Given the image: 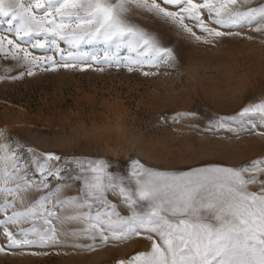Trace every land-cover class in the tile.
Returning a JSON list of instances; mask_svg holds the SVG:
<instances>
[{"label":"snow or ice","instance_id":"1","mask_svg":"<svg viewBox=\"0 0 264 264\" xmlns=\"http://www.w3.org/2000/svg\"><path fill=\"white\" fill-rule=\"evenodd\" d=\"M145 21L170 25L203 43L239 37L244 28L264 37V0H0V57L23 68L0 79L35 71H87L93 65L96 71L172 69L173 49ZM159 74L142 71L146 77ZM194 115L177 113L173 119ZM208 124L237 135L244 131L264 136L259 131L264 129V100ZM8 140L0 129V235L6 241L0 253L39 256L47 253L28 250L81 247L65 245L62 235L86 238L89 243L83 247L90 251L142 237L149 250L119 264H264V158L177 171L156 170L137 159L128 175L116 176L103 159L38 153L28 147L35 164L32 174L41 177L37 184L19 158L25 146ZM49 174L58 183L44 192L50 188L44 179ZM68 174L80 182V195L56 199ZM33 185L41 195L31 206L9 214L17 201L23 203L20 194ZM109 193L122 198L126 214L108 199ZM65 208L74 214L61 217ZM66 222L85 227L62 232L58 225Z\"/></svg>","mask_w":264,"mask_h":264},{"label":"rangeland","instance_id":"2","mask_svg":"<svg viewBox=\"0 0 264 264\" xmlns=\"http://www.w3.org/2000/svg\"><path fill=\"white\" fill-rule=\"evenodd\" d=\"M145 23L165 46L173 49L176 57L172 69L142 70L159 72L157 76L146 77L141 70L128 72L123 67L96 71L98 66L93 65L87 71H35L18 79H0V129L6 132L10 144L18 141L25 146L19 158L24 171L30 173L29 179L37 184L41 181L38 172L32 174L35 164L28 147L38 153L103 159L110 162L108 171L116 176L128 175L131 162L137 159L156 170L177 171L209 164L239 166L264 158V136L258 132L241 131L237 135L210 129L208 124L264 100V37L244 28L239 37L203 43L170 25ZM247 35H252L253 40L246 39ZM21 71L23 68L15 61L0 57V77L15 76ZM177 113L195 115L176 117L174 121ZM56 166L54 163L51 171ZM44 179L50 184L44 192L58 183L50 174ZM62 183L64 191L56 199L80 195V182L72 180L70 174L63 177ZM20 195L23 203L17 201L9 214L31 206L41 192L33 185ZM3 199L0 196V202ZM108 199L120 205L122 214L127 213L120 196ZM59 214L67 217L74 210L65 208ZM58 227L70 233L85 224L66 222ZM61 240L65 245L75 243L81 247L28 250L47 253L39 256L0 253V264H119L120 260L149 250V242L142 237L112 242L94 251L83 247L89 243L86 238L62 235ZM5 243L0 235V245Z\"/></svg>","mask_w":264,"mask_h":264},{"label":"crops","instance_id":"3","mask_svg":"<svg viewBox=\"0 0 264 264\" xmlns=\"http://www.w3.org/2000/svg\"><path fill=\"white\" fill-rule=\"evenodd\" d=\"M116 173H119V170H118V169H117ZM118 176H120V173L118 174ZM114 195H116V194H114V193H109L108 198H110V196H114Z\"/></svg>","mask_w":264,"mask_h":264}]
</instances>
